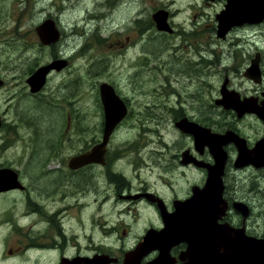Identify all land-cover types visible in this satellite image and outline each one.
<instances>
[{
	"label": "flooded vegetation",
	"instance_id": "af4514ba",
	"mask_svg": "<svg viewBox=\"0 0 264 264\" xmlns=\"http://www.w3.org/2000/svg\"><path fill=\"white\" fill-rule=\"evenodd\" d=\"M125 1L105 0L98 7H103L100 11L96 9L97 5L86 9L81 23L86 25L90 19L99 21L109 16L115 7L124 6ZM203 1L208 7L220 5L214 11L210 33L174 35L180 30L172 23L173 12L161 8L168 12L173 32L157 28L154 12L153 24L161 34L174 36L156 38L168 43L174 37H181L184 47L169 45L168 51L158 58L153 50L136 52L128 58L132 78L125 88L118 81L95 83L97 106L92 111L94 125L102 127L100 137H63L48 155L31 156L36 143L24 140L22 130L26 121L29 122L27 125L36 126V120L24 116L21 100L25 99L27 104L34 98L36 102L49 76L70 65V58L60 53L56 52L51 61L37 65L26 76L20 91L10 93L4 100V110L0 111L2 147H12L24 140L28 149H32L21 160L29 175L26 178L14 163L0 164V170L8 169L17 175L19 185L0 191V199L14 193L24 195L31 209L17 211L19 218L32 220L28 226L29 234L24 233L26 239L19 241L18 257L24 255V259L30 254L32 264H44L47 257L53 258V264H264V250L253 247L257 244L255 242L264 241V185L261 184L264 180V0H253L252 15L243 16L244 10L241 11L237 23L222 32H218L217 15L226 8L228 0ZM26 17L27 14L22 19L26 21ZM49 21L53 22L59 35L55 41L43 43L37 29ZM140 23L138 18L136 24ZM25 24L27 27L31 25L29 18ZM133 27L126 24L122 28L128 31ZM33 30L37 36L34 42L41 47L55 48L62 38V30L56 19L50 16L36 24ZM140 31L138 28L136 34ZM131 32L128 31L124 42L117 38L116 44L120 48L126 49L131 44L136 46ZM95 35L100 42L105 40L100 39V30ZM151 41L145 39V48L149 49ZM220 44L222 50L216 48ZM78 52L80 54L81 50ZM6 56L2 53L1 58ZM53 62L58 66L47 73L44 85L39 90H31L29 77ZM216 66H224L218 77ZM81 71L84 73L83 69ZM10 81L0 73V90L13 86ZM142 82L150 87L143 99L147 102L141 108L137 85ZM105 83L112 86L121 99L115 102V114L122 117L110 135L103 158L72 168V157L93 150L104 140L107 110L101 85ZM129 86H132V92L128 97L123 89L128 90ZM183 88H187L184 93L180 92ZM14 112H18L15 114L18 117ZM183 120L206 128L211 134L230 132L233 137L221 143V153L225 154L222 157L225 159L224 168L218 179L222 194L213 200L214 204L210 200L211 192L204 190L209 169L216 163L209 144L212 137L202 134V140L198 139L193 132L178 125ZM142 121H154L159 125L154 132L158 134L157 143L162 148H148L149 141L154 140L149 136L148 142L141 143L136 152H124L121 155L123 161H130L133 153L143 163L139 171L131 170L135 175H125L110 165L115 158L111 142L119 128L130 122L141 126ZM162 122L170 123L172 128L163 131ZM63 146L71 152L62 153ZM240 146L252 156L254 163L236 164ZM256 161H263V164L258 165ZM34 167L38 168L37 175L31 172ZM177 167L179 174L182 170L180 176L175 175ZM97 170L105 171L104 184L94 182ZM188 170L198 173L200 179L198 176L184 179ZM41 174L46 175V181H39ZM85 174L91 176L90 181H85ZM79 176L83 181L78 179ZM79 182L89 192L81 194ZM48 200L53 203L52 207ZM12 214L14 212L5 217L6 220L12 219ZM8 252L13 253V250Z\"/></svg>",
	"mask_w": 264,
	"mask_h": 264
},
{
	"label": "rangeland",
	"instance_id": "374dc122",
	"mask_svg": "<svg viewBox=\"0 0 264 264\" xmlns=\"http://www.w3.org/2000/svg\"><path fill=\"white\" fill-rule=\"evenodd\" d=\"M103 1L105 0H0V35H2L0 39H3L0 45L2 46L0 49V73L9 81L11 80L10 83H13V86L0 90V111L4 110V100L8 95L20 91L25 85L26 76L36 69L37 65L51 61L56 52L65 58H70V65L67 68L65 67L49 76L48 83L36 102L33 101L34 98H31L32 102L28 101L31 103L26 104L25 99L21 97L24 116L32 121L36 120V126L27 125L29 122L26 121L22 130L24 140L36 143L34 151L31 148L28 149L27 142L24 143V140L22 143H14L12 147H2L1 141L4 138H2L3 133L0 132V164L14 163L22 169L25 178L29 175L26 173L25 164H22L21 160L28 150L33 152L32 157L37 158V156L48 155L49 151L60 144L63 137H90L95 135L100 137L102 135V127L94 125L92 111L97 106L94 100L97 92L95 83L99 84L105 80L118 81L119 85L125 88V85H128L132 78V75L129 74V57L132 58L139 51L153 50L154 55L158 58L165 54L164 51H168L169 45L171 47H184L181 37H174L168 43L162 42L161 38L160 42L156 37L210 33V24L214 21V11L220 7L219 4L208 7L203 0H126L124 6L115 7L114 11L109 12V16H104L99 21L90 19L86 25L81 23L80 19L86 9H92L97 5L96 9L100 11L103 7H98ZM161 8L173 12L172 23L180 30L176 34H161L153 24V12ZM25 14L28 15L26 21L22 19ZM47 16L56 19L58 28L62 30V38L55 45V48L41 47L34 42L37 36L34 34L33 27ZM28 18L29 23H31L29 27L25 24ZM138 18L141 20L140 24H136ZM126 24L135 26L133 30L128 31H132L130 35L136 46L131 44L125 49L120 48L116 41L117 38H120L124 42V37L128 31L122 27ZM95 27L97 29L93 33ZM138 28L141 31L136 34ZM85 30L86 32L83 34ZM99 30L100 39H105L102 42L95 35ZM141 38H144V41H140ZM146 38H150V41L156 39V41H151L148 46L149 49L145 48ZM152 43L154 44L152 45ZM216 48L222 50L223 46L220 44ZM80 50L81 53L79 54L78 51ZM7 51L8 53H6ZM2 53L7 56L1 58ZM223 67L216 66L217 77L220 76ZM81 69L84 70V73ZM144 83L137 85V97L141 108L147 102L143 99L147 97L146 94L150 87V84ZM185 90L187 88H183L180 92L184 93ZM123 92L129 97L132 86H129L128 90L123 89ZM16 113L18 112L13 114ZM15 117L18 116L15 115ZM152 122L154 121H142L141 126L138 123L131 124L130 122L119 128L111 142L113 146L112 155L115 157L110 164L113 169L118 172L121 171L125 175H135V172L131 170L139 171L143 164L139 156H134L132 153L130 161L125 162L121 155L126 151L131 152L133 150L136 152V148L141 143L148 142L149 136H153L154 140L149 141L148 148H162L157 143L158 134L154 132L159 125ZM160 124L163 125V131L172 128L170 123L162 122ZM61 148L64 154L71 152L64 146ZM44 168L42 166V169ZM31 172L37 175L38 168L34 167ZM174 172L177 176L182 174V170L179 174L178 167ZM241 173L247 176L244 172ZM96 174L99 176L94 178V182L104 184L105 171L97 170ZM41 175L39 181H46L47 178H44L46 175ZM85 175V181H90L91 176ZM192 176H198V180L200 179V175L194 173L193 170L187 172L183 178H191ZM80 177L82 176H79L78 179L82 180ZM55 182L59 184L60 181ZM261 184L264 185V180H261ZM261 184L259 183L260 186H262ZM81 186V194L89 192L88 188L84 189L83 183ZM2 198L3 200L0 199V264H32L29 259L30 254L24 259V255L17 256L19 241L26 239L24 233L29 234L28 226L32 222L28 219L24 221L18 217L17 213V211H31L26 203L27 197L18 196L14 193L10 194L9 197L4 195ZM48 204L50 207L53 206L50 200H48ZM12 212H14L13 218L6 220L5 217ZM10 249L13 250V253L8 252ZM52 260V257L44 258V264H53Z\"/></svg>",
	"mask_w": 264,
	"mask_h": 264
},
{
	"label": "water",
	"instance_id": "95a60500",
	"mask_svg": "<svg viewBox=\"0 0 264 264\" xmlns=\"http://www.w3.org/2000/svg\"><path fill=\"white\" fill-rule=\"evenodd\" d=\"M252 2L253 0H228V4L226 5V8L219 15H217V21L219 22L218 32L228 31L234 24H236L237 23L236 20L238 19L239 16H241V14L239 13L243 10H244V13H243L244 15L242 14L243 16H251L253 13L251 9ZM153 19L156 22L157 28L160 31L164 30L167 32H173V28L171 27V24H169L168 22V12L166 10L161 9V10L154 12ZM37 30H38V35L40 37V40L43 43H50L52 41H55V39L59 35L57 32V29L53 27V22H50V21L43 23V25L40 26ZM55 63L56 62H53L48 65H45L44 67L39 68L36 72L33 73V75L29 77L28 82L30 83L31 90L33 91L39 90L44 85L47 73L51 69L56 68L58 66L56 65L57 63L56 64ZM101 87H102V98H103V101H104V104L107 110V118H106L107 124L104 129V134H105L104 140L101 143L97 144L93 150L85 152L83 155L72 157V161H71L72 168L82 166L89 162H96L103 158V154L106 151V147H107L106 145L110 138V135L112 131L115 129V127L117 126L118 121L122 117L119 114L118 115L115 114L117 112L116 107H115V102L121 99L118 98V96H116V94L114 93L113 87L109 86L106 83L101 85ZM178 125L181 128L187 130L188 132H193L197 136L198 139L202 140L203 135H205L206 137H212V139L209 141L210 142L209 144L211 146V152L216 157V163H215V166L210 167L209 169V180L206 183L204 190L206 189L211 192L210 200L214 204L213 200L220 198L222 194V189H221L222 186L220 185L221 183H220V180L218 179L220 178V174H222V171L224 168L223 164H224L225 159L222 157L225 154L221 153L220 148L222 144L226 143L228 140L230 141L233 137L231 136L230 132L226 133V135H217L215 133L211 134L210 130L200 127L198 124L192 121L187 122L183 120V121H180ZM214 135L216 137L215 139H214ZM252 161L254 163V160H252V156L243 149V146H240L239 162L237 161L236 164L238 166L246 165V164L251 163ZM262 162L263 161H256L255 163L256 164L259 163L258 165H261L263 164ZM0 176L1 177L3 176L2 184H0V191L4 189H12L14 187L19 186L18 181H17V175L14 172H11L8 169H1ZM0 182H1V179H0ZM193 200L195 199L193 198ZM234 243H237V242H234ZM255 243L257 244L254 245L253 247H255L256 249L264 250V241H258ZM238 245L240 244L238 243ZM247 246L250 247L251 245L247 243ZM241 250L243 252V248Z\"/></svg>",
	"mask_w": 264,
	"mask_h": 264
},
{
	"label": "bare ground",
	"instance_id": "6f19581e",
	"mask_svg": "<svg viewBox=\"0 0 264 264\" xmlns=\"http://www.w3.org/2000/svg\"><path fill=\"white\" fill-rule=\"evenodd\" d=\"M143 58V57H142Z\"/></svg>",
	"mask_w": 264,
	"mask_h": 264
}]
</instances>
